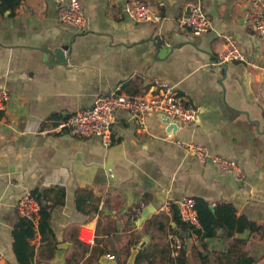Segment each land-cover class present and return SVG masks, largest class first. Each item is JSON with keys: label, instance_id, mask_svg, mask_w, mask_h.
I'll return each mask as SVG.
<instances>
[{"label": "crops", "instance_id": "0c3cea01", "mask_svg": "<svg viewBox=\"0 0 264 264\" xmlns=\"http://www.w3.org/2000/svg\"><path fill=\"white\" fill-rule=\"evenodd\" d=\"M129 1L79 0L87 25L82 32L59 20L56 0L0 8V89L8 93L0 109V264H16L12 230L25 218L15 205L25 193L51 212L58 241L51 260L38 258L36 230L34 264H64L74 239L83 243V225L94 237L83 244L116 264H135L137 252L151 243L157 246L152 264H174L168 259L180 245L190 264H198L192 246L201 242L177 226L166 205L186 196L211 208L230 205L235 219L243 216L258 227L231 236L219 228L218 236L206 238L203 253L211 264L212 253L226 252L234 239L254 264H264V41L245 16L253 0H140L166 16L161 22L130 19L124 12ZM192 3L206 11V32L176 23ZM225 35L253 66L217 64ZM152 77L186 96V106L197 109L195 122L168 130L166 118L152 112L139 132V120L117 109L108 146L97 135L78 138L57 128L100 96L142 94ZM169 131L175 140L234 160L243 176L185 152L167 139Z\"/></svg>", "mask_w": 264, "mask_h": 264}, {"label": "built area", "instance_id": "2783aa9c", "mask_svg": "<svg viewBox=\"0 0 264 264\" xmlns=\"http://www.w3.org/2000/svg\"><path fill=\"white\" fill-rule=\"evenodd\" d=\"M59 5V20L67 26L78 31L87 28L79 0H56ZM126 15L137 22H161L166 19L158 11H155L149 3L140 0H131L124 5ZM252 23L255 34L259 40L264 41V0H253L250 9L245 14ZM180 27L188 28L195 33L206 32L211 27V22L206 11L199 3H192L186 11L176 18ZM238 61L253 66L254 62L240 49L237 41L231 35L224 36V46L218 54L217 64ZM150 87L142 94L130 96L125 93L112 92L106 96L98 97L94 104L86 109L78 110L58 121L57 128H68L78 138L91 135L101 137L102 144L108 146L111 138V127L114 122V113L117 109H127L133 118L139 120L137 131L145 130L143 118L146 114L156 112L170 122L193 123L197 119V109L187 107L185 95L176 91V86L166 80L152 77ZM8 99V93L0 89V109ZM167 139L185 152L193 154L198 159H211L216 162L220 170L225 174H237L243 176L238 164L234 160L220 155H210L207 148L195 143H186L174 139L171 131L166 135ZM167 206L174 205L178 216L183 222L199 227L197 209L192 197L186 196L166 202ZM16 213L37 226L40 207L37 200L30 193H25L15 205ZM79 238L83 243H93L92 231L87 226L79 229Z\"/></svg>", "mask_w": 264, "mask_h": 264}, {"label": "trees", "instance_id": "16d2710c", "mask_svg": "<svg viewBox=\"0 0 264 264\" xmlns=\"http://www.w3.org/2000/svg\"><path fill=\"white\" fill-rule=\"evenodd\" d=\"M19 3V0H0V8L12 11ZM197 209V218L199 227L183 222L178 216L174 206L172 209V220L179 228L190 230L201 242L200 246H192L194 256L198 264H211L210 258L203 253L205 250V240L209 237L218 236V229L225 228L226 235L231 236L234 231H241L244 228L257 229L254 222L249 221L243 216L235 219L233 208L230 205L222 204L214 208L210 207L207 201L195 199ZM51 212L47 209H40V217L36 227L26 219L19 218L12 230L11 250L16 264H34L35 249L30 240L34 237L36 230L41 236V245L38 249V258L51 260L54 257L58 241L49 225ZM242 241L234 239L230 248L226 252H213V261L215 264H254L255 259L247 252L242 250ZM75 248L65 259L64 264H79V261L85 258L86 264H100L98 259L102 251L95 247H89L80 241L74 239ZM157 246L155 243L139 250L135 256V264H152L156 257ZM80 250V251H78ZM175 254L168 261L174 264H190L186 250L180 245L173 247ZM164 254L165 252H161ZM57 264V263H54Z\"/></svg>", "mask_w": 264, "mask_h": 264}, {"label": "water", "instance_id": "95a60500", "mask_svg": "<svg viewBox=\"0 0 264 264\" xmlns=\"http://www.w3.org/2000/svg\"><path fill=\"white\" fill-rule=\"evenodd\" d=\"M165 121L169 125L168 130H170V129H173V131L176 130L178 123L170 122L169 118H166ZM143 214H146V212L144 211ZM98 261L100 264H116L115 260L107 259V257L105 255H101L99 257Z\"/></svg>", "mask_w": 264, "mask_h": 264}, {"label": "rangeland", "instance_id": "374dc122", "mask_svg": "<svg viewBox=\"0 0 264 264\" xmlns=\"http://www.w3.org/2000/svg\"><path fill=\"white\" fill-rule=\"evenodd\" d=\"M82 264H86V261L82 262Z\"/></svg>", "mask_w": 264, "mask_h": 264}]
</instances>
